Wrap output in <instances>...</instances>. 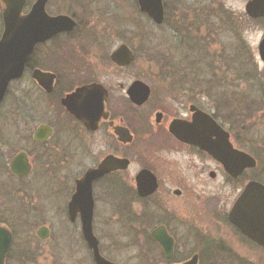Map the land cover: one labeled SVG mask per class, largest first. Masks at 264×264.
Masks as SVG:
<instances>
[{"label":"flooded vegetation","instance_id":"flooded-vegetation-1","mask_svg":"<svg viewBox=\"0 0 264 264\" xmlns=\"http://www.w3.org/2000/svg\"><path fill=\"white\" fill-rule=\"evenodd\" d=\"M37 1L25 0L20 16L27 15ZM134 2L137 4L136 0ZM54 3L55 0H45L46 15L65 16L71 19L74 22L73 29L61 32L36 45L23 74L13 81L31 82L30 92L33 95L31 103L23 95L19 106L22 112L26 107L27 110L23 113L32 115L37 125L30 136L32 149H22L15 153L7 166L0 158V172H5L8 167L10 175L14 178L9 184L0 182V229L11 238L9 249L4 256V264H17V262L38 264L35 254L43 252L40 244L49 242L52 235L50 224L35 223V220L43 217L52 219L43 206L46 197L38 198L35 208L28 206L30 203L26 202L31 200L30 196L35 186L33 182L27 183L25 179L34 169L55 178V174L64 172L73 162L78 161L79 167H84L82 174L74 180L73 191L61 209L71 224L80 225V213L75 215L73 222L68 213V203L75 191L76 181L89 169L96 168L107 157L124 160L127 166L110 171L92 183L93 220L95 203L100 198L99 196L96 198V192L101 189L98 194L111 199L107 203L108 206L112 208V205H115L117 208L115 212L129 215L131 233L137 237L132 241L133 246L140 252L145 249V242L149 243L146 248L151 253L148 254L146 250V255L150 262L153 264H161V262L162 264H261L258 258L255 260L251 258L254 254L264 253V248L245 237L228 219L232 206L245 186L251 181L262 183L255 176L250 175L258 168L256 157L254 156L256 164L253 168H245L241 173L233 176L227 173L222 164L205 149L214 146L219 138L215 130L217 125L227 133L228 141L233 148L247 153L239 147V141L235 140L231 131L225 127L224 122L220 120L221 117L210 111L212 106L200 102L202 97L199 96V89L196 90V87H191V90H181L176 95L171 94L170 99H173L169 100L170 102L154 105L151 99L155 90L148 86L147 100L141 105H136L131 101L128 91L133 83L138 81L137 79L129 84L126 82L112 84L103 80L104 73L128 71L133 60L129 65L119 67L110 59L111 64L116 67L114 69L81 68L79 57L82 54L74 49L75 44L70 37L79 26L87 24L91 13L88 14L86 9L75 12L57 11ZM0 27L3 28L1 3ZM57 41L59 43H56ZM57 44L60 52L55 62H61L58 63L61 66L75 63L73 66L57 70L48 68L43 62L33 61L32 57L38 53L43 55L42 61H44V57L49 55L52 47L54 50L58 47ZM71 48L76 53L71 54L72 51H69ZM35 70L53 75L49 92L33 78ZM86 86H92L91 90L97 87V90L82 94L80 99L72 100L70 106L82 108V117L87 119L84 120L72 113L63 101L77 89ZM98 87L105 91L104 98L101 93L100 96L98 95ZM209 90L211 89L207 90L208 97L212 98L213 95ZM168 98L167 95L166 99ZM87 102L91 103L89 110L85 108ZM139 116H142V120L138 119ZM42 126L48 129V133L38 135L40 139L35 140L34 132ZM220 136L224 139V136ZM98 151L101 159L87 165L88 156ZM21 152L27 157L30 171L23 177H17L10 170V162ZM216 183H219L220 187H230L233 184L237 186L238 194L227 213H221L216 207L218 196L215 192L209 191L206 195L198 192L200 188H214ZM46 184L43 189H53L52 192L55 194L59 189L65 191V183L53 181ZM55 184L60 188L54 186ZM102 184H106V187ZM68 188L69 186L67 190ZM37 190L42 194V186ZM24 219H27V224L30 223V226H36L34 233H31L29 228L24 229ZM80 234L91 254L82 236L81 225ZM153 235L167 236L169 239H165L166 246L161 245ZM94 236L98 241L101 256L110 261L102 254L100 240L95 234ZM24 250H31V253L25 252L28 254L25 258H23Z\"/></svg>","mask_w":264,"mask_h":264},{"label":"rangeland","instance_id":"rangeland-1","mask_svg":"<svg viewBox=\"0 0 264 264\" xmlns=\"http://www.w3.org/2000/svg\"><path fill=\"white\" fill-rule=\"evenodd\" d=\"M247 2L163 0L165 19L160 25L142 15L134 0H55L54 6L57 11L86 9L88 14L91 13L88 25L79 26L70 37L75 44L74 49L82 54L79 57L81 68L114 69L110 54L121 44L127 45L134 56L128 71L104 73V81L129 84L132 80H141L155 90L150 100L154 105L170 102L173 99H170L171 94L196 87L202 97L200 102L212 106L210 111L221 117L225 127L239 141V147L254 156L264 148V103L261 98L264 65L257 52L259 41L264 36V15L255 19L247 17ZM1 31L0 27V35ZM69 51L76 53L73 48ZM59 52V46L55 50L52 47L44 61L41 53L32 59L57 70L75 64L61 66L58 64L61 62H55ZM30 86L29 81L10 83L0 108V158L5 166L18 151L33 148L30 136L37 123L32 115L23 113L26 107L22 112L19 106L23 95L31 103ZM208 89H211L212 98L208 97ZM138 119L142 120V116ZM100 159L98 151L88 156L86 164ZM76 162L64 172L55 174V178L34 169L25 179L27 183L33 182L36 190H33L31 200L26 201L30 203L28 206L35 208L38 198L46 197L43 206L52 218L35 220L37 225L43 222L50 224L52 231L50 241L40 244L43 252L35 254L38 264H93L91 254L81 239L79 223L71 224L61 212L73 191L74 180L84 170ZM257 162L258 172H252V176L264 173V161ZM52 180L65 183V191L59 189L55 194L53 189H43ZM12 181L14 178L8 167L5 172H0V182L9 184ZM39 186H42V194L37 190ZM54 186L60 188L58 184ZM102 186L106 187V184ZM220 186L216 183L214 188H200L198 192H203V195L215 192L218 196L216 207L221 213H227L238 194L237 186ZM99 192H96V198L99 196L100 200L95 203L93 230L100 240L102 254L115 264H153L146 255V250L151 253L146 248L148 242L140 252L133 246L132 241L137 237L131 233L129 215L115 212L117 208L111 204L112 210L107 204L111 199L101 197ZM23 222L24 229L29 228L34 233L36 226L27 224V219ZM23 252L25 258L28 255L25 252L31 253V250ZM256 258L264 264V253L254 254L251 259Z\"/></svg>","mask_w":264,"mask_h":264},{"label":"water","instance_id":"water-1","mask_svg":"<svg viewBox=\"0 0 264 264\" xmlns=\"http://www.w3.org/2000/svg\"><path fill=\"white\" fill-rule=\"evenodd\" d=\"M138 9L145 14L155 24H162L164 19L163 0H136ZM3 14V29L0 37V106L7 93L10 83L23 74L25 65L33 53L36 45L47 41L51 37L61 33L71 31L74 22L65 17H49L44 11L45 0H38L30 12L25 16H20L25 0H0ZM245 13L250 18L262 17L264 15V0H248L245 6ZM257 51L261 62L264 64V37L260 40ZM110 59L119 67L127 66L133 60V52L127 45H120L110 55ZM33 78L38 81L46 91H50L53 82V75L35 70ZM92 86L82 87L76 90L63 101L68 109L82 117V108H74L71 101L80 99L82 94L97 90ZM98 95L105 97V91L99 89ZM91 90V91H89ZM130 99L136 105L143 104L149 96V87L136 81L130 87ZM262 101L264 102V82L261 90ZM85 108H91V103L87 102ZM87 114L88 111L84 110ZM87 114H84L87 115ZM86 119V118H85ZM84 119V120H85ZM87 120V119H86ZM90 119H88L89 121ZM216 140L214 146L205 147L212 156L219 161L227 173L236 176L245 168H253L255 160L245 152L238 151L228 141V135L215 125ZM42 133H48L45 127H39L33 135L35 140H39ZM45 134V136H46ZM224 136V139L221 136ZM127 166L124 160L107 157L96 168L89 169L80 179L76 181L75 191L68 203V213L70 220H75V215L80 213L81 233L91 250L94 264H114L101 256L98 248V241L93 234V199L92 183L103 177L110 171L123 169ZM10 170L17 177H23L30 171V165L25 153L17 154L10 162ZM229 221L247 238L264 248V184L251 181L237 198L229 212ZM161 244L165 245V235H153ZM10 235L0 229V264H4V256L10 245ZM170 243V241H169ZM166 251L168 249H165Z\"/></svg>","mask_w":264,"mask_h":264},{"label":"trees","instance_id":"trees-1","mask_svg":"<svg viewBox=\"0 0 264 264\" xmlns=\"http://www.w3.org/2000/svg\"><path fill=\"white\" fill-rule=\"evenodd\" d=\"M254 153H255V151H253ZM254 156L256 157V159L259 161V160H263L264 161V148L262 149V151H261V153L260 154H257L256 155V153L254 154ZM263 171H264V164H263ZM258 172V168L257 169H255L254 171H252V172ZM260 172V171H259ZM255 175H257V176H255V178H257V180H259V181H262V182H264V173L262 172V173H258V174H255Z\"/></svg>","mask_w":264,"mask_h":264}]
</instances>
